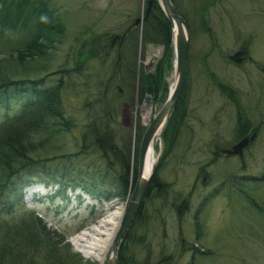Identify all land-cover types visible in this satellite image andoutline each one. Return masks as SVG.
I'll list each match as a JSON object with an SVG mask.
<instances>
[{
	"label": "rangeland",
	"instance_id": "374dc122",
	"mask_svg": "<svg viewBox=\"0 0 264 264\" xmlns=\"http://www.w3.org/2000/svg\"><path fill=\"white\" fill-rule=\"evenodd\" d=\"M172 3L188 28L186 78L180 104L183 112L180 123L185 125L180 130L187 132L177 134L174 130L177 118L170 120L166 130V125L161 130L155 145V164L163 155L155 177L168 188L145 199L135 243L129 244L126 251L140 262L147 256V264H155L161 254L170 255V264H189L197 248L209 253L195 254L192 264H264V212L249 202L252 199L264 208V0H172ZM47 8L63 32L39 60H21V64L8 56L25 41L27 28L18 26L0 35V59L6 66L0 70L8 71L10 78H43L45 86L52 85L61 75L58 70L73 65L71 50L77 43L99 36L100 40L91 44L103 46L102 36H120L134 18L143 17L146 3L145 0H47ZM140 28L141 21L133 32H139ZM138 43L133 52V46L126 40L121 54L122 61L131 65V76L113 71L116 47L112 44L107 58H102L100 52L78 72L80 84L84 78L89 80L83 85L86 89H76L84 90V94L62 95L63 116L70 129L50 140L47 146L54 143V150L38 152L36 156L53 158L39 160L29 170L12 177L9 191L0 198L1 220L12 226L23 218L37 217L44 224L39 226L48 239L41 238V230L28 232L26 240L21 231L15 235L12 255L7 253L10 247L4 245L2 264H59L58 254L60 259L67 254L75 259V264L103 263L78 251L73 238L95 225L105 211L122 212V218L134 182L132 167L140 137L166 98L174 76L171 52L170 66L162 67L165 92L156 100L151 97L148 106L142 105L140 73H144L145 63L152 61L156 74L163 47L141 44L139 37ZM235 52L243 57L240 62L228 60L227 55ZM217 80L227 88L219 86ZM224 94L230 95L236 104ZM99 95L103 96L100 98L108 105L107 109L98 100ZM20 100L23 101V96ZM19 103L9 104L6 113L0 109V122L19 110ZM144 107L147 114L142 112ZM238 111L258 127L256 136L240 156L207 164L212 142L222 146L232 143L238 132L237 127L234 129ZM90 123L98 126V132L112 134L121 153L127 155V196L122 195L119 184L118 161L105 150L102 154L97 152L81 139ZM84 144H88L87 148L77 153ZM198 168L205 171L207 180L193 186ZM58 177L80 181L90 188L95 184L96 189L92 188L102 198L91 196L79 185L67 186L62 191ZM106 191L112 194L109 199L101 195Z\"/></svg>",
	"mask_w": 264,
	"mask_h": 264
},
{
	"label": "trees",
	"instance_id": "16d2710c",
	"mask_svg": "<svg viewBox=\"0 0 264 264\" xmlns=\"http://www.w3.org/2000/svg\"><path fill=\"white\" fill-rule=\"evenodd\" d=\"M145 3L147 4V0H145ZM18 26L27 28V38H25V41L21 46L16 47L8 56L15 60H20V63L22 62L21 60L33 62L34 60L36 61L44 57L53 42H55L56 37L63 32L62 26L57 22L54 23V17L47 8V0H0V35L8 30L16 29ZM135 27L129 28L126 31L125 37H121V39L123 38V42L121 46L118 47L120 51V58L118 61L116 55L117 50L114 48L115 60L113 63V71L117 75L119 73L121 74L123 71L126 74L129 73L131 76L130 72L132 70L129 67L131 65L123 62L121 59L126 40L133 46L131 47L133 52H136V48L139 44L138 37L141 44L149 43L153 45H161L163 47V56L159 64L156 66V74L154 72L155 79L152 100H156L158 95L166 90V86L161 77L163 72L162 67L166 68L170 66V25L155 0H152V14H148V16L141 21L139 32H133ZM116 37V34L102 36L101 40L104 43L103 46H101V44H91L93 41H99V36L92 38L88 42L86 40H81L77 43L78 46H74V49L71 50L73 52L72 55L74 56L73 65L67 69L61 68L58 70V73H61V75L52 85L49 86H45L43 78L14 79L10 78L11 76H9L8 71L0 70V109L6 113L9 104L21 102L19 103V110L8 117L6 116V118L0 122V198L9 191L7 187L10 185L12 177L18 175L22 170L27 168L29 170V168L37 164L39 160L46 161L53 158H39L36 156L38 152L47 153L48 149L54 150V143L47 146L50 140L53 141L55 136L61 131H68L70 129V123L66 120L65 116H63V110L61 107L62 95L71 93V95L78 97V92L84 94V90L77 91L76 89H86L87 86L83 85H86V83L88 84L89 80L84 78L85 81L80 84L78 79L81 73L78 74V72L81 71L83 67H86L85 65H87L89 61L95 59L100 52L103 53L102 58H107L108 55L111 54L113 40ZM87 45L89 46L86 47ZM97 46L102 50H99ZM3 59H5V57ZM2 61L3 60L0 59V68L5 66L1 64ZM121 66L123 67L121 68ZM140 77L143 86L139 90V100H142L145 86L143 71H141ZM183 89L176 101L171 116L166 123L165 130L169 125L170 120H176L175 115L178 113L180 114L181 112L180 104H183L181 103L183 102ZM21 96H23V101L20 100ZM100 96L103 97L102 95H99L98 100L102 102L104 106L103 108L107 109L108 105L100 98ZM86 127L88 128L81 134V139L83 141H88V144L93 146L97 152L102 154V150H105L110 153L116 161H118L120 167V172L118 174L119 184L123 190L122 195L126 194L127 196L126 188L129 180V160L127 155L121 153V149L115 144L113 137H111L112 134L107 135L105 132H98L99 128L97 125H94V123H90ZM40 133H42V135H40L38 139H35V136ZM237 136L240 135L237 134ZM88 144L82 145L77 153H82L85 148H87ZM77 153L74 155H77ZM61 155L65 157L66 154ZM162 155L163 154L160 155L154 166L140 205L134 214L133 221L124 238L120 242L117 252V264H147V256L140 262L135 259L134 255L128 254L126 249L129 244L135 243V231L142 215L145 199L153 195L150 192L155 185L156 191L154 195L161 194L168 188L167 184L158 181L155 177L156 171L160 166ZM135 166L136 160L132 167V181H134L135 177ZM57 184L61 187L62 191H64V188L67 186L73 188L76 185H79L81 189L91 194V196L97 195V198H102L99 196L100 194L95 191V187H97L95 184L90 188L80 181L67 180L64 177H58ZM101 195L104 199H109L112 196V194L107 191ZM249 202L255 209L259 210L261 208V211L264 212V208L257 205L252 199H249ZM4 221L0 219V260L4 258L3 255H5L4 252L6 251V247H10L7 253L8 255H12L11 252H13L12 247L14 246L15 235H19L20 232L23 231L25 239L28 240V236H26L28 232L35 231V233H38L42 230L39 225H44L41 222V219L37 217L28 220L23 218L21 220L22 222L19 221L20 223L12 226L7 225ZM51 232L55 235L57 234L54 231ZM40 234L42 239H48L45 237L48 235L45 231L42 230ZM143 240L144 239L141 237L140 241ZM1 241H4V244H2ZM11 242L12 244H10ZM208 253L209 252L197 248L192 253L189 264H192V259L195 258V254L207 255ZM58 255L59 257H57L58 259L56 258V260L59 264H75L76 262L72 257H68L67 254H62L63 257L61 259V254ZM160 258L161 261H158ZM169 259L170 255L161 254L155 264H170Z\"/></svg>",
	"mask_w": 264,
	"mask_h": 264
},
{
	"label": "water",
	"instance_id": "95a60500",
	"mask_svg": "<svg viewBox=\"0 0 264 264\" xmlns=\"http://www.w3.org/2000/svg\"><path fill=\"white\" fill-rule=\"evenodd\" d=\"M159 9L163 13L170 25V43L171 52L173 54V70L175 75V81L173 88L170 90L168 87V93L159 109L153 114L152 118L146 124V127L140 137L136 166H135V178L132 186L131 193L126 202L123 215L117 231L113 237L110 248L105 256L102 264H117V252L121 240L124 238L127 230L129 229L134 214L136 213L142 197L144 195L147 183L152 175V172L147 176H143V165L146 151L150 141L154 137V134L159 130V133L164 128L176 101L181 93V90L185 82V74L187 67V41H188V28L183 17L178 13L171 0H155ZM152 14V0H147L146 9L143 17H136L132 23L126 28V31L136 26L140 21H143L148 14ZM124 34V33H123ZM153 62L148 61L144 65V94L142 99V105L148 106L153 93ZM160 135V134H159ZM255 137V133H252L249 137L244 136L240 138L232 147L225 150L227 154H235L247 146Z\"/></svg>",
	"mask_w": 264,
	"mask_h": 264
},
{
	"label": "bare ground",
	"instance_id": "6f19581e",
	"mask_svg": "<svg viewBox=\"0 0 264 264\" xmlns=\"http://www.w3.org/2000/svg\"><path fill=\"white\" fill-rule=\"evenodd\" d=\"M174 81L175 75L172 76L170 80V90L173 88ZM142 112L143 114H147V107H144ZM159 134L158 130L148 145L143 165L144 177H147L152 172L153 166L156 162L157 155L155 152V145ZM121 214L122 212L119 213L118 211H113L109 214L105 211L95 225L83 229L73 238L75 248L82 252L86 257H92L99 262H103L119 226Z\"/></svg>",
	"mask_w": 264,
	"mask_h": 264
},
{
	"label": "flooded vegetation",
	"instance_id": "af4514ba",
	"mask_svg": "<svg viewBox=\"0 0 264 264\" xmlns=\"http://www.w3.org/2000/svg\"><path fill=\"white\" fill-rule=\"evenodd\" d=\"M125 35H126V33L123 35V38L125 37ZM121 36V35H120ZM120 36L119 37H117V39L115 38L113 41V44H115V47H116V50H117V52H116V55H117V61L119 60V58H120V51H119V46H121V44H122V40H123V38L121 39L120 38ZM187 47H188V44H187ZM242 49V48H241ZM240 51H242V50H240ZM239 52H235V53H233V54H230V55H227V58H228V60L230 61V62H233V63H237V62H240L242 59H243V57L242 56H239ZM239 56V57H238ZM186 58H187V56H186ZM248 58V56L246 57V59ZM206 63L204 64V67L206 68ZM217 84L219 85V86H223L225 89L227 88V86L226 85H224V84H221L220 83V81L219 80H217ZM223 93V92H222ZM224 95H227V94H224ZM228 96V95H227ZM228 99L230 100V101H232V103L234 102L235 104H236V102L235 101H233V98L229 95L228 96ZM182 115H183V112H180V114L178 113V114H176L175 116V118H177V122H176V127H175V130H177V134L178 133H181V132H187V130H180V129H184L185 128V125H184V123H180V121H181V117H182ZM170 116H171V114H170ZM169 116V117H170ZM168 120H169V118H168ZM180 124V125H179ZM234 125H235V127H234V129L237 127V129H238V132L233 136V139H232V143L229 145V146H222V145H218V144H216V143H214V142H212L211 143V149L209 150L210 152H209V155H210V158H208V160H207V164H212V163H214V162H216L217 160H219V159H222V158H225V157H235V156H240L241 154H242V152L244 151V149H246L249 145H250V143L252 142H250L247 146H245L243 149H242V151H240V152H238V153H235V154H227L226 152H225V150H228V149H230L231 147H232V145L234 144V143H236V141H238L240 138H242V137H244V136H250L252 133H255V136H256V133H257V130H258V127H256V126H253V125H251V123L249 122V120L248 119H246V118H243V117H241V114H240V112L238 111V113L237 114H235V120H234ZM180 126V127H179ZM255 128V129H254ZM180 130V131H179ZM179 131V132H178ZM219 132V131H218ZM220 133V132H219ZM190 134V133H189ZM237 134H239L240 136H237ZM213 141H215V138H213L212 139ZM231 142V140H229L226 144H229ZM207 180V178H206V176H205V171L202 169V168H198V171H197V173L195 174V176H194V182H193V186H194V184H196V183H204V181H206ZM156 185L154 186V188L152 189V191L150 192L151 194H154L155 193V191H156ZM186 199H188V197H186ZM184 203H186V200L183 202V204L182 205H184Z\"/></svg>",
	"mask_w": 264,
	"mask_h": 264
}]
</instances>
